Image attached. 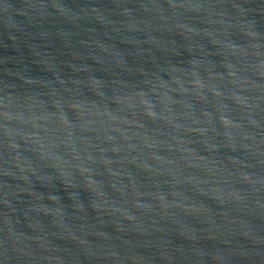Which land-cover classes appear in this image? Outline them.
I'll return each mask as SVG.
<instances>
[{"label":"water","instance_id":"95a60500","mask_svg":"<svg viewBox=\"0 0 264 264\" xmlns=\"http://www.w3.org/2000/svg\"><path fill=\"white\" fill-rule=\"evenodd\" d=\"M0 264H264V0H0Z\"/></svg>","mask_w":264,"mask_h":264}]
</instances>
